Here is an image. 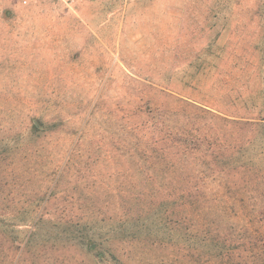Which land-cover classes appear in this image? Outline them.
<instances>
[{"label":"rangeland","instance_id":"obj_1","mask_svg":"<svg viewBox=\"0 0 264 264\" xmlns=\"http://www.w3.org/2000/svg\"><path fill=\"white\" fill-rule=\"evenodd\" d=\"M233 120L264 125V0H0V264H248L238 205L215 196L240 174L221 166ZM163 157L171 173L149 167Z\"/></svg>","mask_w":264,"mask_h":264},{"label":"trees","instance_id":"obj_2","mask_svg":"<svg viewBox=\"0 0 264 264\" xmlns=\"http://www.w3.org/2000/svg\"><path fill=\"white\" fill-rule=\"evenodd\" d=\"M229 124L231 125L230 140H228L230 154L228 160L222 162L221 166H233L234 169L240 170V174L234 179H222L219 181L217 185L219 188L216 190L215 196L219 199L226 196L228 201H232L233 204L238 205V209L241 212V218L245 222L247 228L248 264H264V167H260L258 163V160H264V156L262 155L264 150L262 146L255 155L250 156V154H246L245 149H241L242 142L244 141V136H242L241 133L244 129H246V132L248 131L253 134L256 132V127L264 128V125L239 120L230 121ZM248 142L251 143L250 140ZM198 145V143L193 142L191 146H183V148L184 150L193 153L198 149ZM171 148H174L177 154L180 153L183 156V148L180 150L177 144H174ZM12 149L5 150L4 148H0V163L6 159ZM237 153L240 155H237ZM182 159L183 158H178V161H181ZM23 161H28V155L25 156ZM162 161L163 162H158L156 164L151 163L149 164V167H152L153 170L159 169L165 173H171L175 170L176 165L173 160L163 157ZM4 185L7 184L3 183L2 186ZM223 193L224 195H222ZM188 198L189 195L184 199V195L181 194L177 199L180 201L179 206L181 211H175L173 209L170 211L169 216L163 220L166 223L164 229H169L171 234L177 233L179 229L181 230L185 221H188L189 208L194 204L192 201H188ZM39 209L40 208L35 212L36 216L34 220L36 221L32 224V230L34 231V228H36L43 218V210L42 208L41 210ZM193 209L194 208H192V210ZM66 214L67 212H65L64 209L61 210L60 215L62 216L60 218L66 217ZM8 215L9 212L7 210L0 208V254H6L3 245L6 244V239L11 238V234L14 233L13 229L15 226L11 223ZM184 229H186V227H184ZM32 230L27 237L25 246L29 243L32 244L31 240L37 237ZM37 238V244L40 242L46 243L50 240L47 234L39 235Z\"/></svg>","mask_w":264,"mask_h":264},{"label":"built area","instance_id":"obj_3","mask_svg":"<svg viewBox=\"0 0 264 264\" xmlns=\"http://www.w3.org/2000/svg\"><path fill=\"white\" fill-rule=\"evenodd\" d=\"M58 1L63 2V3H72L78 0H58Z\"/></svg>","mask_w":264,"mask_h":264}]
</instances>
